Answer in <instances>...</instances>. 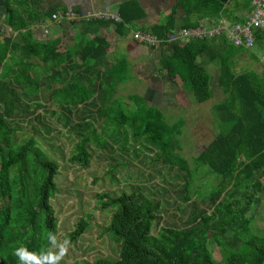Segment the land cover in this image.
Instances as JSON below:
<instances>
[{"label": "trees", "instance_id": "16d2710c", "mask_svg": "<svg viewBox=\"0 0 264 264\" xmlns=\"http://www.w3.org/2000/svg\"><path fill=\"white\" fill-rule=\"evenodd\" d=\"M4 6L11 31L0 33V264H66L52 258L59 226L51 203L58 191L57 157L65 160L60 145L52 143L54 134L73 139L67 162L80 169H88L95 152L104 151L101 158L112 159L107 173L115 179L114 171L126 167L119 156L142 168L159 163L174 170L169 178L182 179L174 185L184 204L178 208L182 214L190 208L184 226H158L168 202L153 196L165 190L138 184L114 194L97 193L100 209L110 211L103 231L118 243V256L76 264H217L209 243L226 264H264V233H252V217L246 216L264 197V63L259 72L237 74L233 68L241 53L259 63L264 29L254 32L257 51L234 47L225 37L159 46L158 72L178 77L198 104L211 97V75L198 60L218 68L224 98L213 105V115L219 130L190 168L179 153L183 121L167 123L161 109L141 95L117 96L119 86L132 77L130 66L123 57L110 61V42L99 31L109 24L118 34L126 26L136 28L142 14L134 3L119 7V22H71L76 32L66 50L59 39L33 38L29 28L51 18L55 9L36 13L26 8V0H4ZM251 11L248 0H172L163 21L142 31L162 40L206 17L222 15L243 24ZM204 169L217 182L201 196L193 180ZM195 197L207 208L198 207ZM89 221L87 215L77 220L68 235L72 242L90 229Z\"/></svg>", "mask_w": 264, "mask_h": 264}, {"label": "rangeland", "instance_id": "374dc122", "mask_svg": "<svg viewBox=\"0 0 264 264\" xmlns=\"http://www.w3.org/2000/svg\"><path fill=\"white\" fill-rule=\"evenodd\" d=\"M44 36L47 37V34H43L42 30L36 35L41 39ZM257 54L260 53L257 52ZM198 63L204 65L211 75V97L204 103H196L191 94L185 93L181 88V80L178 77L168 78L164 72H158L157 74L159 65L156 60L146 66L141 73H135L132 80L122 84L117 90V96L120 99L133 94L143 96L148 103L155 104L161 109L165 120L169 124L183 121L182 132L179 137V153L187 159L190 168H192L194 157L210 143L219 130L216 118L213 115V105L224 98L217 84V66L208 63L205 58H200ZM262 66L261 63L253 62L245 53H241L235 57L233 68L234 72L238 74L244 70L259 72ZM40 112L41 110H38V113ZM47 119H49V116ZM49 121L53 122L52 119ZM54 137L55 140L52 143L60 145L65 160L62 161L57 157L61 166L56 179L58 191L51 202L59 225L52 247L53 259L63 261L66 264H76V262H91L98 257L117 258L118 243L110 234L103 231V228L108 224L110 211L100 209L95 197L97 193L108 191L114 194L118 193L121 188L129 190L130 185L138 184L144 188L155 189L157 192L159 191L158 188L163 189L167 193L153 196L156 200L162 199L168 202V205L163 203L165 213L160 215L161 221H159L158 226L166 223L184 226L183 222L190 208L186 207L185 214H182L178 208L184 204L176 197L177 190L174 185L180 186L179 183H182V179L177 181L169 178V175L175 173L174 170L169 171L159 163L154 164L152 167L142 168V166L139 167L140 165L137 166V162H133L130 157L119 156L120 161L123 163L118 162L126 167L120 166L114 171L116 175L118 173L115 179L113 178L114 173H107L108 168L113 164L112 159L101 158L102 153H105L104 151L95 152L88 169H80L67 162L73 145L71 140L73 139L67 137L64 139V137L56 136V134H54ZM118 142L121 143L122 141L118 140ZM130 148L133 150L134 146ZM150 165L148 163V166ZM136 172L140 173L141 177L136 176ZM118 179L120 182H118ZM216 182L217 176L208 174L205 169L199 170L194 176V190L197 194L204 196L215 188ZM192 200L198 207L207 208L206 204L201 203L198 197ZM86 215L90 220V229L74 243L68 235L73 230L77 220ZM246 216L252 217L251 232L255 235H262L264 233V197L259 205L254 206L253 204L251 206ZM213 245V243H209L208 247L213 253L215 262L226 264V260L219 251L216 252Z\"/></svg>", "mask_w": 264, "mask_h": 264}, {"label": "crops", "instance_id": "0c3cea01", "mask_svg": "<svg viewBox=\"0 0 264 264\" xmlns=\"http://www.w3.org/2000/svg\"><path fill=\"white\" fill-rule=\"evenodd\" d=\"M33 3H36V5L34 6ZM126 3H134L136 7L135 12L142 14L141 18L134 22L136 28L133 29L126 26V30L118 34L114 25L109 24L101 28L99 34L106 37L110 42L109 59L111 62H115L121 57L127 60L132 75L130 80H132L135 73H141L153 60H156V63H158L162 49L160 47L153 48L139 44L133 39L132 32L145 30V28L163 21L170 13L172 0H26V8L28 10H35L36 13H42L50 9L62 12L70 6L76 13L80 14L102 11L118 15L119 7ZM32 17H35V15ZM5 19L4 0H0V33L8 35L11 29L5 24ZM38 25L47 26V31H43ZM29 28L35 39L44 40L50 37L59 39L62 50H66V46L72 45L71 37L76 32L75 27H72L71 23L58 24L49 17L31 24ZM40 30H42L43 34H47V37L44 36L43 39L36 37ZM156 73L158 74V70Z\"/></svg>", "mask_w": 264, "mask_h": 264}, {"label": "built area", "instance_id": "2783aa9c", "mask_svg": "<svg viewBox=\"0 0 264 264\" xmlns=\"http://www.w3.org/2000/svg\"><path fill=\"white\" fill-rule=\"evenodd\" d=\"M252 11L247 15L243 24H236L229 21L226 17L220 15L217 19L203 18L197 21L191 28L175 30L160 40L154 35L136 30L132 32L133 39L139 44L148 47H166L172 43L183 45L189 40H203L210 38L225 37L227 41L237 48H243L248 51L255 49V31L264 29V0H248ZM52 21L58 24L88 21V20H114L120 21L117 14L107 12H90L87 14L76 13L72 7H67L65 11L56 12L51 16ZM43 31H47V26L38 25ZM259 63H264V45L258 55Z\"/></svg>", "mask_w": 264, "mask_h": 264}, {"label": "water", "instance_id": "95a60500", "mask_svg": "<svg viewBox=\"0 0 264 264\" xmlns=\"http://www.w3.org/2000/svg\"><path fill=\"white\" fill-rule=\"evenodd\" d=\"M173 78V77H172Z\"/></svg>", "mask_w": 264, "mask_h": 264}]
</instances>
